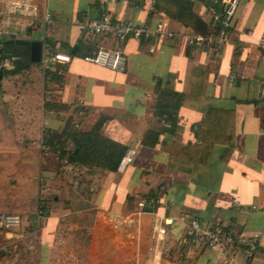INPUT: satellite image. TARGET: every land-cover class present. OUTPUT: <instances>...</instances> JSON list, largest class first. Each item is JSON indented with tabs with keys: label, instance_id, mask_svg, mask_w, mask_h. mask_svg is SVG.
<instances>
[{
	"label": "crops",
	"instance_id": "0c3cea01",
	"mask_svg": "<svg viewBox=\"0 0 264 264\" xmlns=\"http://www.w3.org/2000/svg\"><path fill=\"white\" fill-rule=\"evenodd\" d=\"M169 1L32 0L37 8L34 21L0 13V40H42L51 50L71 56L67 63L44 68L31 62L17 74L2 76L0 138L9 144L0 150L16 149L19 156L0 161L14 160L25 167L27 153L40 148L45 129L60 130L74 115L79 129L87 131L104 117L100 133L132 150V161L123 171L97 168L98 175L87 176L91 181L86 182L95 208L105 216H127V210L131 215L145 213L154 220L158 236L163 234L158 227L167 230V253L153 252L149 264H264V241L247 259L240 250L209 248L185 237L189 218L204 226L219 223L231 231L264 235V56L258 46L264 0H239L229 40L212 48L187 44L188 35L196 31L161 8L169 9ZM191 1L193 11L212 28L218 7L210 0ZM5 5L0 1V11ZM47 12L51 24L42 20ZM104 13L138 24L166 17L174 35L141 41L106 36L88 40L82 17ZM117 44L126 57L122 71L82 58L96 47ZM3 66L12 67L8 60H2ZM46 70L55 72L54 78ZM158 81L162 88L183 95L175 126L155 116ZM47 99L67 107L45 109ZM47 152L35 158L44 165L45 154L53 155L59 165L58 157ZM61 168L70 174L67 181L76 185L71 174L80 167L65 163ZM64 182L58 179L57 186L68 192ZM252 204L260 207L251 209ZM42 213L47 217L39 232L36 264H52L49 253L57 220ZM23 229L24 224L15 233L20 238L17 249L0 254V264H13L9 255L17 254Z\"/></svg>",
	"mask_w": 264,
	"mask_h": 264
},
{
	"label": "rangeland",
	"instance_id": "374dc122",
	"mask_svg": "<svg viewBox=\"0 0 264 264\" xmlns=\"http://www.w3.org/2000/svg\"><path fill=\"white\" fill-rule=\"evenodd\" d=\"M5 144L0 138V146ZM4 149L0 150V159L18 158L16 149ZM44 151L40 145L37 151L27 153L25 167L14 160L0 161V213L17 212L24 224L23 242L17 254L9 255L13 264L37 263L39 232L47 217L44 213L37 216L41 205L57 220L49 253L52 264H149L153 252L167 253V230L158 236L149 215H131L127 210L129 215L115 218L95 208L86 181H91L87 176L98 175L101 170L76 169L71 174L77 180L73 185L67 181L70 174L53 155L45 154L44 165L36 159ZM58 179L70 187L68 192L63 185L59 188L66 192L59 191Z\"/></svg>",
	"mask_w": 264,
	"mask_h": 264
},
{
	"label": "built area",
	"instance_id": "2783aa9c",
	"mask_svg": "<svg viewBox=\"0 0 264 264\" xmlns=\"http://www.w3.org/2000/svg\"><path fill=\"white\" fill-rule=\"evenodd\" d=\"M5 3V10L0 13L10 16H21L34 21L37 18V8L32 0H0ZM211 4L218 7L214 15V26L206 34L193 32L188 35L187 44L193 48L221 47L229 40L230 28L235 17L239 0H210ZM154 4V2H153ZM153 4L150 8H153ZM43 22L51 24L53 19L50 13H45ZM84 34L88 40L100 36L113 37L118 41L134 39L153 40L161 37H172L169 21L166 17L157 19L154 24H138L132 20H119L110 13L99 16L85 15L80 21ZM258 46L264 56V29L258 42ZM83 60L115 71H122L126 65L125 54L119 44L113 47H96L87 52ZM71 59L68 52L51 50L48 46H42L40 63L44 68L55 63H67ZM264 93V92H263ZM133 151L128 150L120 159L117 170L123 171L132 161ZM234 203L238 201L234 200ZM264 206V200L262 203ZM258 204H252L251 209H258ZM42 210L37 216H40ZM183 219V216L179 217ZM185 224V237L194 243H199L209 248L237 249L243 252L247 259H251L264 241V235L260 232H235L227 230L222 224L201 225L197 218L187 219ZM22 225L20 214L14 212L0 213V254L10 253L17 249L19 236L15 233ZM159 233H165L164 227H158ZM264 261V246L262 248ZM223 264H228L224 262Z\"/></svg>",
	"mask_w": 264,
	"mask_h": 264
},
{
	"label": "trees",
	"instance_id": "16d2710c",
	"mask_svg": "<svg viewBox=\"0 0 264 264\" xmlns=\"http://www.w3.org/2000/svg\"><path fill=\"white\" fill-rule=\"evenodd\" d=\"M169 2L171 5L169 9H167V5L166 7L161 6L169 16L186 26H190L196 32L206 34L210 30L209 25L193 11L191 0H170ZM0 47L3 60L10 61L12 66L11 68L3 66V75L17 74L31 63L29 52L23 51L21 45L9 40H0ZM54 73L52 70L45 71L50 79L54 78ZM155 92L157 98L154 113L157 120L164 119L171 126H175L177 110L183 95L162 88L160 81L157 82ZM66 107V105L55 103L52 99L44 101L45 109H65ZM104 120V117H100L89 130L81 131L79 129L80 121H75V116L71 115L60 130L50 128L44 130L41 146L45 151L55 154L61 165L71 163L89 169L100 168L115 171L120 159L127 151V146L100 133ZM41 208L44 212L45 207L41 205Z\"/></svg>",
	"mask_w": 264,
	"mask_h": 264
},
{
	"label": "water",
	"instance_id": "95a60500",
	"mask_svg": "<svg viewBox=\"0 0 264 264\" xmlns=\"http://www.w3.org/2000/svg\"><path fill=\"white\" fill-rule=\"evenodd\" d=\"M11 42H14L19 45L27 46L29 55H30V61L33 63H38L41 60V54H42V40H27V39H20L16 38L11 40ZM2 49L0 47V79L2 78Z\"/></svg>",
	"mask_w": 264,
	"mask_h": 264
}]
</instances>
